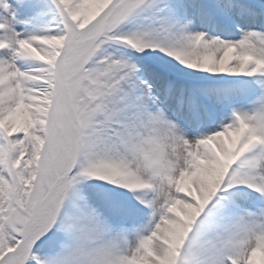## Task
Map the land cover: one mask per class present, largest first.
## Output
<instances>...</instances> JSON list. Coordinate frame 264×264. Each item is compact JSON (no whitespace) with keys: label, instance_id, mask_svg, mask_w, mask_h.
<instances>
[{"label":"snow or ice","instance_id":"6c2138e0","mask_svg":"<svg viewBox=\"0 0 264 264\" xmlns=\"http://www.w3.org/2000/svg\"><path fill=\"white\" fill-rule=\"evenodd\" d=\"M0 264H264V0H0Z\"/></svg>","mask_w":264,"mask_h":264}]
</instances>
